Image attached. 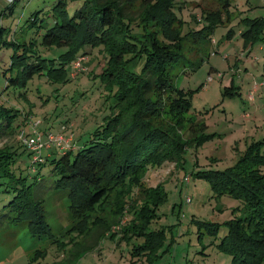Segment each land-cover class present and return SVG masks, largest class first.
Wrapping results in <instances>:
<instances>
[{
  "label": "trees",
  "instance_id": "1",
  "mask_svg": "<svg viewBox=\"0 0 264 264\" xmlns=\"http://www.w3.org/2000/svg\"><path fill=\"white\" fill-rule=\"evenodd\" d=\"M8 1L13 12L16 0ZM70 1L80 2L73 15L68 9ZM141 2V7L135 8L134 0H56L50 9L54 24L45 29L40 41L6 42L14 46L7 76V87L14 90L26 88L36 76L63 84L73 80L74 63L88 56L92 51L88 49L97 48L107 56L100 75L112 93L114 110L81 146L77 143L70 149L46 153L44 159L32 163L30 172L23 166V155L30 157L32 152L19 137L17 145L0 147V226L27 223L31 236L50 234L42 194L48 188L67 190L70 210L84 221L75 231L82 234V247L68 251L78 258L110 230L111 222L102 212L117 218L127 208L129 223L123 236L130 237L144 230L153 216L152 203L165 198L161 183L145 186L148 167L164 160L181 163L186 146L206 129L205 123L187 114L189 97L175 85L172 71L187 61L190 39L211 41L214 27L224 22L223 15L231 19V1H222L221 13L203 12L211 25L185 34L175 0ZM41 11H35L28 24L39 28L38 35L44 29ZM253 22L258 25L245 34L254 41L259 37L257 31L264 29V17ZM55 47L64 49L57 56H44ZM19 96L29 104L27 108L0 103V138L19 133L26 125L25 118L35 113L36 102L28 91H20ZM259 142L251 145L234 167L204 173L216 193L241 201L237 209L242 214L224 223L227 233L219 244L232 256L230 264L264 261V151ZM98 211L94 216L88 214ZM206 225L212 234L222 228L217 222ZM152 247L150 242L146 249Z\"/></svg>",
  "mask_w": 264,
  "mask_h": 264
},
{
  "label": "rangeland",
  "instance_id": "2",
  "mask_svg": "<svg viewBox=\"0 0 264 264\" xmlns=\"http://www.w3.org/2000/svg\"><path fill=\"white\" fill-rule=\"evenodd\" d=\"M55 1L16 0L10 12V1L0 0V103L27 108L29 104L19 96L20 91L27 90L36 105L35 113L25 118L24 127L36 119L41 121L40 129L57 132L63 127L59 133L72 134V144L78 143L79 147L114 110L112 93L101 81L107 62L104 53L97 48L88 49L92 51L85 56L82 70L73 72V80L67 83L36 76L26 88L7 87L14 46L6 42H28L32 38L40 41L45 29L54 24L50 9ZM222 1L175 0V11L183 20L181 32L211 25L203 12L221 13ZM230 1L231 19L223 15L224 22L214 27L211 41L190 39L186 43L187 61L172 71L175 85L189 97L191 108L187 114L205 123L206 129L186 146L181 163L164 160L148 167L145 186L161 183L166 195L157 204L152 203L153 216L144 230L124 237L123 230L129 223L127 208L117 218L102 212L111 222L110 230L75 258L68 251L82 247V234L76 232L84 221L70 210L67 190L48 188L42 195L50 234L34 237L27 231V223L8 226L3 222L0 264H230L232 256L219 244L227 233L224 223L242 214L237 209L241 201L216 193L204 173L234 167L259 141L264 151V29L257 31L259 37L254 41L245 34L258 25L254 19L264 17V0ZM79 5V1L69 2L70 15ZM141 5V0H134L135 8ZM41 9L44 29L38 35L39 28L28 24L30 16ZM63 49L55 47L44 56H57ZM42 102L46 104L41 106ZM17 144V132L0 138V147ZM52 152H59L56 146L43 151L40 160ZM23 160L30 172L34 168L32 155L25 153ZM261 170L264 172V165ZM45 182L49 184L47 176ZM208 222L220 223L222 228L212 234ZM150 242L153 247L146 249ZM59 243H63L62 248Z\"/></svg>",
  "mask_w": 264,
  "mask_h": 264
},
{
  "label": "built area",
  "instance_id": "3",
  "mask_svg": "<svg viewBox=\"0 0 264 264\" xmlns=\"http://www.w3.org/2000/svg\"><path fill=\"white\" fill-rule=\"evenodd\" d=\"M84 57H80L74 63V69L76 71L82 70ZM74 71V73H76ZM41 121L39 119L32 120L28 128L22 127L18 133L19 139L23 144L32 152L33 163H36L42 158V152L45 150H50L53 146L61 149H70L72 144L73 135H65L63 132V127L60 131H48L43 132L40 129Z\"/></svg>",
  "mask_w": 264,
  "mask_h": 264
}]
</instances>
